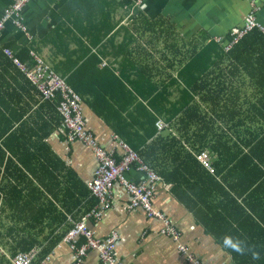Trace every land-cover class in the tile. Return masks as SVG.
Here are the masks:
<instances>
[{"label": "crops", "instance_id": "obj_1", "mask_svg": "<svg viewBox=\"0 0 264 264\" xmlns=\"http://www.w3.org/2000/svg\"><path fill=\"white\" fill-rule=\"evenodd\" d=\"M11 1L0 0V17ZM65 1L29 0L21 11V27L5 21L0 29V143L7 137L11 147L2 145L0 164L3 169L8 158L16 163L19 175L6 173L18 180L17 186L8 196L15 189L20 191L15 194L19 199L17 204L5 202L3 207L5 210L24 208L23 204L29 196L36 195L37 198L30 207L38 208L40 216L38 223L31 226L30 239L47 243L62 232L65 233L43 256V264H72L74 261L75 247L81 244L79 238L82 236L72 239L73 246L65 238L74 223L98 205V200L88 185L97 166V159L89 145L79 140H71L70 143L65 140L61 124L57 126L59 115L53 107V101L47 102L40 98L34 85L3 49L9 48L15 57L17 54L22 56V60L17 58L26 64L31 63L32 51L54 71V65H61L56 71L59 75L62 73L61 67L74 65L77 60L74 52L84 50L77 40L79 32L73 27L74 34L69 29L67 33H58L62 34L61 37L55 34V28L63 19L61 7ZM104 1L108 2L107 19L114 37L106 45L109 54L101 56L103 60L94 66L105 64L118 75L120 56L115 58L110 55V51L112 43L121 41L125 33L124 27L135 34V43L132 45L137 48L139 45L141 49L148 48L152 53L151 61L157 67L170 61L167 70L170 78L180 81L178 71L190 64L184 70V78L192 85L190 87L186 82L182 84L186 91L184 113L191 115L188 133L185 135L188 138L182 139L183 145L194 150L198 143L193 139L192 133L196 134L197 131L201 135L221 140L216 150L209 145L201 149L210 151L213 158L218 154V161L226 162L222 170L217 168L216 174L212 172L216 181L223 186L224 195L216 196L215 191H210L214 202H228L230 212L224 219L218 215L220 209L208 208L206 201L211 195L206 196L204 193L209 191L199 195L201 189L206 187L202 184V179L197 183L190 180L193 185H187L182 190L186 195L171 188V183H157L151 205L164 214L163 220L149 215L140 207L129 209L128 193L116 185L111 192L109 204L102 209L100 217L95 219L90 216L84 219L87 227L97 238L115 236L114 249L122 264H191L188 254L198 258L203 264H239L223 243L231 242L232 231L238 229L236 222H232V211L236 212V207L230 198H236L238 203L243 204L246 197L248 208L264 211V37L260 34L257 38L241 40L232 44L228 50L212 39L216 36L226 39L230 28L241 25L250 11L264 24V0ZM75 17L76 13L73 19ZM144 17L157 20L156 28L171 25L170 28L176 31L175 42H170V37L165 41L160 36L156 42L146 43L145 36L148 38L150 32L145 35L140 32L144 24L141 19ZM204 37L206 40H203ZM209 40L214 43H208ZM97 48L98 45L92 47L91 51L97 54ZM204 48L207 51L202 52L196 62H192L195 57L191 51H201ZM23 49L27 50V57L21 52ZM142 60L141 58V62ZM88 65L91 66L90 63ZM114 74L98 78L90 69L88 73L80 74V81H86L88 87L99 89L107 98V87H101L100 83L124 81L110 77ZM168 89L170 100L178 98L179 90L176 87L171 85ZM137 101L139 100L136 99ZM130 104L132 108L134 101H130ZM82 105L87 124L97 134L98 138H95L99 144L116 150L121 140L85 102L82 101ZM161 120L165 122L163 118ZM178 124L177 121H170L167 125L169 131L176 136L182 130ZM208 127L209 130L203 133ZM20 143L22 149L13 156L11 151L16 150L14 144ZM119 150L121 151L120 148ZM20 153L24 155L18 158ZM181 174L182 171H179L176 177L180 178ZM128 175L132 179L142 176L136 166L131 167ZM31 186L36 187V190L30 191ZM3 194L0 190L1 198ZM212 214L213 221L208 222V217ZM23 224L1 212L0 233L3 236L0 240H11L12 235L6 233L7 227ZM37 248L40 250V247ZM79 264L102 262L97 251L88 248Z\"/></svg>", "mask_w": 264, "mask_h": 264}, {"label": "trees", "instance_id": "obj_2", "mask_svg": "<svg viewBox=\"0 0 264 264\" xmlns=\"http://www.w3.org/2000/svg\"><path fill=\"white\" fill-rule=\"evenodd\" d=\"M107 6L108 2L104 0H66L63 3L61 7L63 19L55 28V34L57 37H61L62 34L59 35L58 33H67V29L74 34V29H76L79 32V35H76L78 37L77 40L82 44L84 50L82 52L78 50L74 52L77 56V60L74 61V65L69 64L61 67V76H63L69 86L79 94L81 102H85L87 106L91 108L111 130H113L118 139L127 144L149 168L156 172V175L159 177L156 183L161 181L171 183V188L181 191L186 195L182 190L187 185H193V183H190V180L197 183L199 179H202V184L206 187L201 189L199 195H202L205 191H209L204 194L210 196L212 193L210 190H213L216 195L221 194L220 196H223V186L216 181L215 174L217 173V168L222 170L226 162L218 161V154L213 158L210 151L201 149L209 145L213 150H216L220 140L218 141L214 136L201 135L197 131L196 134L192 133L193 139L195 138L196 143H198L195 149H187L183 145L184 141L182 139L187 135V127L190 123L189 118H191V115L184 113L186 91L182 84L186 82L190 87L192 85V83L185 81L184 78V70L190 67V64L182 67L178 71L180 81L168 77L167 70L170 66V61L168 60L169 62L165 65L157 67L151 61L152 53L148 51V48L142 47L141 49L139 45L138 48L132 45V43H135V34L124 27L125 33L121 41L117 44L112 43V50L110 51V55L115 58L120 56L117 67L118 75H115L112 68L105 64L100 67L94 66L95 63L103 60L101 56L103 57L109 54V51L106 50V45L112 42L114 37V33L111 32V24L107 19V15H109ZM75 13L76 17L73 19ZM141 20L144 24L140 32L144 35L150 32L148 38L145 36L146 43H154V40L156 42L160 36L164 37L165 41L170 37V42H175L176 31L170 28L171 25L168 24V27L156 28L155 24L157 20H150L145 17ZM63 24L64 26H62ZM133 28L135 29V26ZM229 32L226 39H223L221 36H216L212 40L224 45V43L228 41ZM260 34L262 35L258 28H252L245 33L239 41H247L250 37L257 38ZM218 37L220 40H216ZM203 40H206V37H204ZM213 41L209 40L208 43H214ZM97 45L99 48H97L96 54L92 52L91 49ZM157 51H159V49H157ZM206 51V48L201 49V51L192 50L191 52L195 57L192 62H196L201 53ZM21 52H24V57L28 56L26 49H23ZM17 57L21 60L23 59V57L18 54ZM141 58L144 59L142 62ZM89 63L91 66L88 65ZM60 66L61 65H54L53 68L58 71ZM90 69H92V74L96 75L98 78L100 76L114 74L110 77L117 78V80L120 78L124 81L101 82V87L106 86L109 92V97L106 98L99 89L88 87L86 81H80V74H83V72L88 73ZM156 75H158V78H155ZM32 85L34 84L32 83ZM171 85L179 90V96L178 98L170 100V98H168V87ZM34 87L41 99L47 102L53 101V107H55L54 109H56L59 115L57 118V126L61 124V130L64 132L65 140L68 142L63 125V116L57 109L59 96L56 95L52 99L43 98L37 87L35 85ZM136 99L139 101L136 102ZM130 101H134V106H132V108H130ZM167 105H169V107ZM81 108L83 111V105H81ZM188 109H190V107H188ZM161 118L168 124H170V121H173V123L177 121V123H179L178 125L182 128V130H179L181 133H179L178 136L172 134L167 128V125L157 132L158 130L155 126V122ZM209 128L210 127L202 132L206 133ZM88 130L91 132L93 138L97 137V134L89 125ZM187 138L186 136L185 139ZM8 142L10 141L7 137L5 141H1L0 151L2 145L6 148H11ZM14 145L16 150H12L11 154L16 156L17 151L22 149V143ZM201 150L208 153L209 163L213 168L212 171L196 157L198 151L200 152ZM219 152L223 153V151L220 150ZM122 153L119 147L114 150L113 155L116 161L119 160ZM23 155V153H20L17 157L21 158ZM58 160L64 164L63 161L60 159ZM21 162L26 166L23 160H21ZM179 171H182L180 178L176 177V173ZM8 172L19 175L16 163L11 158H8L7 164L4 165L3 169H1L0 164V182H2L0 190L4 193L2 198L0 196V213L5 212L6 216L9 215L13 221L23 222L24 224L21 226L11 225L7 227L6 233L11 234L12 237L10 241L7 239L6 241L0 240V248L3 250L4 248L6 249V251L4 250L5 252L0 251V264H12L10 262L11 256L19 251L29 252L31 250L36 251V254L30 264H43V256L46 255V252L65 233L62 232L60 236L47 243L30 239L29 233L31 226H34L35 222L38 223V218L40 216L38 208L30 207L33 205L32 202L37 196L31 194L29 199L24 202V208L5 210L3 204L5 202L17 204L16 201L19 199L15 194L20 192L15 189L14 193L8 196L10 191H12L18 183L16 177L6 175ZM127 177L130 178L128 171ZM29 189L33 192L36 190V187L31 186ZM218 190H220L221 193ZM236 196L238 197L239 195ZM230 200L236 207V212L232 211V222H236V228L238 229H236L237 231H232L233 236L231 242L223 241V243L229 248L228 250L231 251L232 256L239 264H264V211L260 212L254 208H248L246 197L244 198L243 204L238 203L236 198H230ZM206 202H208L209 209H220L218 215L226 219V215L230 212L228 202H214L213 195H211ZM212 221L213 214L208 217V222ZM2 236L3 235L0 233V237ZM80 238L79 240L83 243L85 241L84 237ZM36 246L40 247V250Z\"/></svg>", "mask_w": 264, "mask_h": 264}, {"label": "built area", "instance_id": "obj_3", "mask_svg": "<svg viewBox=\"0 0 264 264\" xmlns=\"http://www.w3.org/2000/svg\"><path fill=\"white\" fill-rule=\"evenodd\" d=\"M28 1L12 0L0 17V29L5 21H10L13 25L21 27V11ZM252 28H258L264 36V24L255 18L254 12L250 11L241 25L230 28L228 41L224 43L225 50H228L232 44L239 41ZM216 40H220V38L218 37ZM3 51L21 69L28 80L37 87L43 98L52 99L56 95L59 96L57 109L63 116V125L68 141L79 140L85 145H89L97 159V166L88 185L92 194L97 198L98 205L96 209L89 211L81 220L76 221L65 238L70 246H73L72 239L76 236L81 235L85 240L75 247L76 252L72 264H79L81 256L88 248L97 251L102 264H122L114 249L115 236L102 239L95 237L93 231L87 227L84 219L90 216L98 219L102 209L109 204L112 190L118 185L129 195V202L127 203L129 209L140 207L146 210L149 215H154L163 220L165 218L164 214L151 205V198L159 177L122 140L118 142V146L123 153L116 161L113 155L114 149L101 146L88 130L79 94L69 86L63 76L54 71L34 52L30 51L31 63H27V65L15 57L9 48H5ZM155 126L158 130H161L166 126V123L157 120ZM196 157L210 171L213 170L206 151L198 152ZM132 166H136L141 171L142 176L139 179L127 177V171ZM180 248L185 251L183 246H180ZM35 254L36 251L34 250L29 252L19 251L10 258V262L12 264H30ZM188 260L191 264H203L191 254H188Z\"/></svg>", "mask_w": 264, "mask_h": 264}, {"label": "bare ground", "instance_id": "obj_4", "mask_svg": "<svg viewBox=\"0 0 264 264\" xmlns=\"http://www.w3.org/2000/svg\"><path fill=\"white\" fill-rule=\"evenodd\" d=\"M229 56V55H228ZM255 58V57H254ZM133 60V59H132ZM144 60V59H143ZM258 60V59H257ZM151 62V61H150ZM136 63V62H135ZM259 63V62H258ZM141 64V63H140ZM162 65V64H161ZM259 65V64H258ZM152 66V65H151ZM261 68H262V66H261ZM252 69V68H251ZM252 72V71H251ZM248 73H249V71H248ZM253 73V72H252ZM155 75V74H154ZM244 75V74H243ZM231 76V75H230ZM251 76V75H250ZM261 76V75H260ZM264 76V75H263ZM169 77V76H168ZM252 77H253V75H252ZM262 77V76H261ZM162 78V77H161ZM240 78V77H239ZM254 79V78H253ZM261 79V78H260ZM238 80V79H237ZM264 80V78L262 77V81ZM254 81V80H253ZM261 81V82H262ZM244 82V81H243ZM255 82H257V81H255ZM263 83V82H262ZM261 83V84H262ZM232 84V83H231ZM254 84V83H253ZM260 84V85H261ZM264 84V83H263ZM256 86H257V84H256ZM235 88V87H234ZM216 91V90H215ZM253 91V90H252ZM250 94V93H249ZM202 100V99H201ZM218 100V99H217ZM243 100V99H242ZM195 102V101H194ZM199 102V101H198ZM246 103V102H245ZM198 106V105H197ZM204 106V105H203ZM201 114V113H200ZM197 116V115H196ZM205 116V115H204ZM190 119V118H189ZM206 119V118H205ZM178 120V119H177ZM190 121V120H189ZM217 121V120H216ZM222 121V120H221ZM246 124V123H245ZM195 125V124H194ZM224 125V124H223ZM231 129V128H230ZM207 130V129H206ZM209 130V129H208ZM212 130V129H211ZM222 130V129H221ZM220 131V130H219ZM188 133V132H187ZM241 134V133H240ZM256 138V137H255ZM232 139V138H231ZM221 141V140H220ZM236 142V141H235ZM232 149V148H231ZM199 152V151H198ZM236 152V151H235ZM115 154H116V152H115ZM221 158V157H220ZM226 161V160H225ZM256 163V162H255ZM67 165V164H66ZM260 174V173H259ZM247 175V174H246ZM220 178V177H219ZM252 179V178H251ZM261 181V180H260ZM235 183V182H234ZM234 183H233V185H234ZM232 184V183H231ZM244 185V184H243ZM262 185V184H261ZM238 186V185H237ZM236 186V187H237ZM235 187V186H234ZM245 187V186H244ZM171 189V188H170ZM194 189V188H193ZM240 189H241V187H240ZM196 190V189H195ZM219 192H220V190H218ZM222 191V190H221ZM194 193V192H193ZM221 193V192H220ZM239 193V192H238ZM221 195V194H220ZM217 196V195H216ZM197 198V197H196ZM195 198V199H196ZM243 199V198H242ZM247 201V200H246ZM248 205V204H247ZM250 205V204H249ZM246 206V205H245ZM251 209H253V208H251ZM263 209V208H262ZM246 212V211H245ZM257 212V211H256ZM261 212V211H260ZM242 216V215H241ZM250 218V217H249ZM252 218V217H251ZM239 219V218H238ZM234 223V222H233ZM256 223V222H255ZM230 227V226H229ZM177 240V239H176ZM181 241V240H180ZM221 245H222V243H221ZM229 249V248H228ZM227 250V249H226Z\"/></svg>", "mask_w": 264, "mask_h": 264}, {"label": "clouds", "instance_id": "obj_5", "mask_svg": "<svg viewBox=\"0 0 264 264\" xmlns=\"http://www.w3.org/2000/svg\"><path fill=\"white\" fill-rule=\"evenodd\" d=\"M161 120V119H160ZM163 121V120H162ZM166 123V125H168V123L167 122H165ZM158 130V129H157ZM160 130H158L157 132H159ZM68 143H70L69 141H68ZM104 147V146H103ZM135 152V151H134ZM145 163V162H144ZM155 172V171H154ZM156 173V172H155Z\"/></svg>", "mask_w": 264, "mask_h": 264}, {"label": "rangeland", "instance_id": "obj_6", "mask_svg": "<svg viewBox=\"0 0 264 264\" xmlns=\"http://www.w3.org/2000/svg\"><path fill=\"white\" fill-rule=\"evenodd\" d=\"M4 250L6 251V249H5V248H4ZM0 251H1V249H0ZM11 257H12V256H11ZM11 257H10V258H11Z\"/></svg>", "mask_w": 264, "mask_h": 264}]
</instances>
